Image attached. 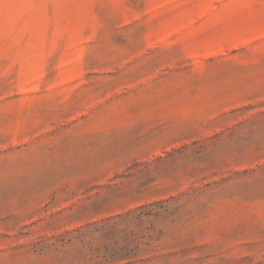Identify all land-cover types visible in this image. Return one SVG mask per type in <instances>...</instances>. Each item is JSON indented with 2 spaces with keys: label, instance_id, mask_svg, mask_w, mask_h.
Returning a JSON list of instances; mask_svg holds the SVG:
<instances>
[{
  "label": "rangeland",
  "instance_id": "374dc122",
  "mask_svg": "<svg viewBox=\"0 0 264 264\" xmlns=\"http://www.w3.org/2000/svg\"><path fill=\"white\" fill-rule=\"evenodd\" d=\"M0 264H264V0H0Z\"/></svg>",
  "mask_w": 264,
  "mask_h": 264
}]
</instances>
